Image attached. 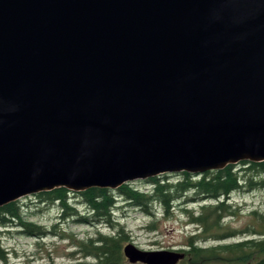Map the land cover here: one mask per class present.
Wrapping results in <instances>:
<instances>
[{
    "label": "water",
    "instance_id": "water-1",
    "mask_svg": "<svg viewBox=\"0 0 264 264\" xmlns=\"http://www.w3.org/2000/svg\"><path fill=\"white\" fill-rule=\"evenodd\" d=\"M262 161L264 0H0V207Z\"/></svg>",
    "mask_w": 264,
    "mask_h": 264
},
{
    "label": "trees",
    "instance_id": "trees-1",
    "mask_svg": "<svg viewBox=\"0 0 264 264\" xmlns=\"http://www.w3.org/2000/svg\"><path fill=\"white\" fill-rule=\"evenodd\" d=\"M169 177L160 175L147 179L145 183L150 186L149 192H142L133 184L125 183L115 190L92 187L76 193L56 188L35 194L33 199L44 205L57 204L60 221L76 218L75 221L80 224H105L113 229L109 235L96 232L93 237L79 240L76 249L84 260L75 264H154L144 259L155 264H171L174 254L183 256L176 264H264L262 214L252 212L259 230L249 227L245 231H235L224 225L226 218L235 217L239 212L238 208L229 204L232 193L245 189H264V161L239 162L237 166L229 164L221 170L208 171L201 176L182 172L174 175L177 178L172 181ZM189 192H192L194 198L185 200ZM70 196L86 208L82 216L70 204ZM120 199L145 215H152L151 208L155 204L161 208L163 215H170L177 202H202L198 204L196 213L188 210L187 206L181 208L187 221L197 231L188 236L183 248L179 250H139L133 245L125 228L112 217ZM23 215L18 200L0 207V228L8 230L16 227L17 230L22 229L26 236L39 240L49 235L45 228L24 220ZM152 227L154 224L148 228ZM229 239L235 241L229 243ZM8 257V251L0 242V264H9Z\"/></svg>",
    "mask_w": 264,
    "mask_h": 264
},
{
    "label": "rangeland",
    "instance_id": "rangeland-1",
    "mask_svg": "<svg viewBox=\"0 0 264 264\" xmlns=\"http://www.w3.org/2000/svg\"><path fill=\"white\" fill-rule=\"evenodd\" d=\"M163 175L170 176L171 181L177 178L174 177V174ZM145 181H135L131 184L142 192H149L150 186L146 185ZM192 198H194L193 194L189 192L185 200ZM18 201L22 205L23 219L45 228L49 235L39 240L26 236L22 229L17 230L16 227L8 230L0 228V242L9 253V264H75L84 260L76 249V243L79 240L93 237L96 232L109 235L113 231L105 224L92 226L77 223L76 218L60 221L57 204L44 205L34 200L33 196H25ZM69 202L74 206L79 216H82L81 214L86 211V208L73 196H70ZM117 203L112 217L125 228L132 238L133 245L139 250L145 251L183 248L188 236L194 234L197 229L187 221L181 208L187 206L188 210H194L196 213L199 208L198 204H203L202 202L183 203L180 201L174 204L170 215H163L161 208L155 204L151 208L152 215H145L138 208L130 207L124 203V199L118 200ZM229 204L238 208L239 212L235 217H228L224 220L226 227L235 231H245L249 227L259 230L252 212L256 211L264 216L263 188L234 192L231 194ZM151 224H154V227L149 229ZM54 225L55 228L52 227ZM234 241V239H229L227 242Z\"/></svg>",
    "mask_w": 264,
    "mask_h": 264
},
{
    "label": "bare ground",
    "instance_id": "bare-ground-1",
    "mask_svg": "<svg viewBox=\"0 0 264 264\" xmlns=\"http://www.w3.org/2000/svg\"><path fill=\"white\" fill-rule=\"evenodd\" d=\"M163 259V258H162ZM145 261H148V262H150V263H154L155 264V262H151V260H149V259H144Z\"/></svg>",
    "mask_w": 264,
    "mask_h": 264
}]
</instances>
